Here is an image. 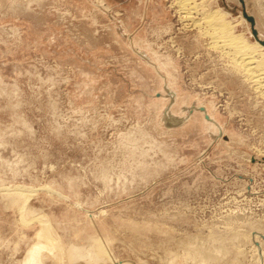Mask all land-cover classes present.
Returning <instances> with one entry per match:
<instances>
[{
    "label": "rangeland",
    "instance_id": "1",
    "mask_svg": "<svg viewBox=\"0 0 264 264\" xmlns=\"http://www.w3.org/2000/svg\"><path fill=\"white\" fill-rule=\"evenodd\" d=\"M192 2L0 0V264H264V90L204 23L264 48V0Z\"/></svg>",
    "mask_w": 264,
    "mask_h": 264
},
{
    "label": "bare ground",
    "instance_id": "2",
    "mask_svg": "<svg viewBox=\"0 0 264 264\" xmlns=\"http://www.w3.org/2000/svg\"><path fill=\"white\" fill-rule=\"evenodd\" d=\"M178 1L181 7L183 6V9L185 10L187 9L189 11V12L186 11L188 15H190L193 12V10H195V12L196 10H198V7L196 6V4L192 2L193 0H178ZM241 1L243 2V0ZM225 15L226 13H223L220 11L212 12L205 16L203 15L205 19L204 23L208 25L207 27L209 28L208 30L209 31L210 29L212 30V32H210L209 35H212L213 39H215L214 46L220 49L221 47L226 48V49L230 48V50H228L229 51L228 54H231L232 56L231 59L233 60L234 68L240 72H243V74L247 77L248 81L254 83L258 88H262L264 90V48L263 46L260 45L259 43L250 44L246 41V39L242 35L236 34L235 26L227 22ZM251 23L252 25H255V20L254 22L251 21ZM237 70L236 72H238ZM194 110H199V111L201 110L203 112H206V108L203 106L193 107L192 109H190L191 112H193ZM207 116L208 114H206V118ZM207 119L212 121L210 117ZM182 122H183L182 119L173 117L169 121V125H178V124H181ZM44 233H49V227L47 225H45L43 230L40 232V236H42ZM104 243L106 244V242ZM102 245L99 246L100 250L103 249ZM43 247H45L43 244L37 243L31 249H29L27 253V257L25 258V262H23V264L24 263L25 264H43L42 255H41V249ZM54 247L53 245L50 246V250H53ZM103 250L106 251L105 248ZM193 253L197 257L200 256L202 260L208 258L207 256L208 253L205 251H199V252L195 251ZM106 254L102 255L96 250V243L93 246H90V248L88 249L78 247L75 245H73L70 249V255L72 258L85 259L89 261L90 263H97V264L99 263L101 259L104 258V256L108 255ZM108 257L110 256L108 255ZM114 260L116 259H113V261Z\"/></svg>",
    "mask_w": 264,
    "mask_h": 264
},
{
    "label": "water",
    "instance_id": "3",
    "mask_svg": "<svg viewBox=\"0 0 264 264\" xmlns=\"http://www.w3.org/2000/svg\"><path fill=\"white\" fill-rule=\"evenodd\" d=\"M249 20L253 21L254 22V19L253 18H249ZM207 118H209V116H207Z\"/></svg>",
    "mask_w": 264,
    "mask_h": 264
}]
</instances>
